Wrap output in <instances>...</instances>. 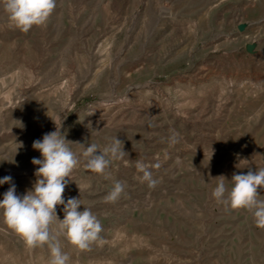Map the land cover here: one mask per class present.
<instances>
[{"label":"rangeland","instance_id":"1","mask_svg":"<svg viewBox=\"0 0 264 264\" xmlns=\"http://www.w3.org/2000/svg\"><path fill=\"white\" fill-rule=\"evenodd\" d=\"M54 122L69 141L117 137L128 153L109 179L74 170L65 202L80 198L104 230L89 251L61 237L70 264H264V229L211 195L216 177L230 189L234 173L264 167V0H56L27 33L0 6V179L18 195ZM116 180L125 192L105 202ZM50 259L0 213V264Z\"/></svg>","mask_w":264,"mask_h":264},{"label":"clouds","instance_id":"2","mask_svg":"<svg viewBox=\"0 0 264 264\" xmlns=\"http://www.w3.org/2000/svg\"><path fill=\"white\" fill-rule=\"evenodd\" d=\"M0 6L7 14L9 27L27 33L33 26L46 24L56 8V0H0ZM54 124V131L45 133L32 145L41 154V158L31 161L38 166L33 188L21 196L17 194L11 176L0 179V185L10 184L0 199V213L8 229L20 236L28 247L48 246L50 264H70V255L63 250L60 238L63 237L78 250L89 251L94 244L103 241L101 233L104 230L90 207L84 206L83 211L78 210L83 205L80 198H68L65 202V188L70 180H74V170L83 163L89 171L109 179L107 170L112 161L122 160L128 153L117 137H113L103 148L97 143H90L86 147L83 143L67 140L62 131L63 124ZM177 135H173V143ZM72 144L80 145L81 150L74 151L70 146ZM20 147H23L22 143L18 144L17 149ZM138 167L144 172L143 179L149 187H155L157 182L151 173L142 165ZM214 180L216 186L211 195L218 204L226 210H246L251 214L255 226L264 229V198L258 191L264 189V167L255 171L249 169L247 173H234L230 189L226 186L225 176L220 175ZM124 192L125 184L116 180L104 200L115 203ZM58 205H63V219L57 215Z\"/></svg>","mask_w":264,"mask_h":264}]
</instances>
